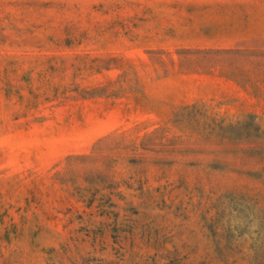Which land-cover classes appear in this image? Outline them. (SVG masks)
<instances>
[{
    "label": "rangeland",
    "instance_id": "obj_1",
    "mask_svg": "<svg viewBox=\"0 0 264 264\" xmlns=\"http://www.w3.org/2000/svg\"><path fill=\"white\" fill-rule=\"evenodd\" d=\"M0 264H264V0H0Z\"/></svg>",
    "mask_w": 264,
    "mask_h": 264
}]
</instances>
